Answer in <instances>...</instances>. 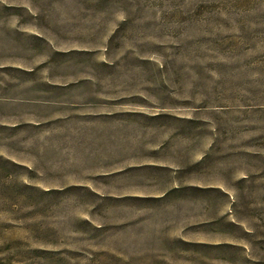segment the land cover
<instances>
[{"label":"rangeland","instance_id":"rangeland-1","mask_svg":"<svg viewBox=\"0 0 264 264\" xmlns=\"http://www.w3.org/2000/svg\"><path fill=\"white\" fill-rule=\"evenodd\" d=\"M0 264H264V0H0Z\"/></svg>","mask_w":264,"mask_h":264}]
</instances>
